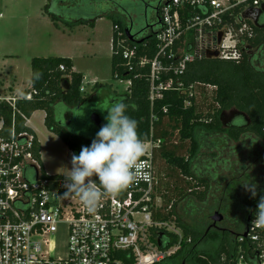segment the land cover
<instances>
[{"label": "trees", "instance_id": "1", "mask_svg": "<svg viewBox=\"0 0 264 264\" xmlns=\"http://www.w3.org/2000/svg\"><path fill=\"white\" fill-rule=\"evenodd\" d=\"M90 3L89 0H83L79 5L83 8V14L91 10ZM45 9L47 10V5ZM51 18L55 21L54 16ZM92 20L68 25H93L94 22H90ZM226 23L234 28L240 26L236 17L227 18ZM113 24L112 75L114 79L130 81L125 101L128 105L127 114L137 121V133L143 141L152 136L154 140L161 142L154 150L158 185L152 200L154 204L158 197L161 204L151 208V219L152 222L161 224L175 222L182 231V238L178 241L176 234L169 233L162 227L150 229L154 231L152 240L158 250L167 251L177 243L180 245L179 250L165 262L154 264H173L177 260L180 263L191 250L189 239L198 241L204 238V231L199 228H206L209 214H200V211H219L225 218L236 216L239 222L237 228H242L250 210H256L259 199L264 196V175L250 181L256 184L255 196L245 189L243 183L247 182L241 181V177H232L230 181L226 176L221 177L222 171L231 172L233 168L229 155L239 153L236 143L246 145L260 142V149L264 151V72L255 64V56L251 54L254 50L264 53V26L256 27L247 22L253 30V36L240 37L237 44L240 52L238 60L197 56L188 65L182 81L187 86L194 84L196 94L190 99L191 105H185L187 96L172 91L151 106L148 82L145 77L139 78L141 70L133 71L135 73L128 70L126 61L121 56V45L144 53L143 45L146 43L149 48L147 54L152 57L154 39L152 37L141 44L123 41L119 35V22L113 20ZM83 81V74L73 70L70 58H33L30 88L22 98L16 100L15 113L6 100L0 99V117L4 122L0 138H7L14 120L16 134H27L32 138L33 160L43 169L39 140L24 119H29L34 112L40 110L45 112L44 124L48 131L58 136L72 153H78L82 145L87 146L90 142L67 130L65 123L60 120L58 109L60 105L78 107L89 98L81 91ZM63 86L66 93L63 92ZM100 87L110 88L107 84L96 83L94 89ZM27 95H30L29 99L26 98ZM163 106L167 108L166 113L162 110ZM231 111L244 113L250 119V126H227L223 119ZM250 144L248 147H251ZM255 152L260 153L258 149ZM225 155L228 157L225 158ZM236 164L238 173L246 169L239 163ZM49 177L64 179L63 176ZM184 202L187 204V208L183 209L184 216H191L188 209L192 208L193 215L198 219L194 226L184 223L183 216L177 211V206ZM163 235L165 239H162ZM208 237L215 244L209 252L197 255L194 264H230V249L237 244V240L225 238L218 241L216 235ZM122 259L125 264H136L132 253L129 257L123 254Z\"/></svg>", "mask_w": 264, "mask_h": 264}, {"label": "built area", "instance_id": "2", "mask_svg": "<svg viewBox=\"0 0 264 264\" xmlns=\"http://www.w3.org/2000/svg\"><path fill=\"white\" fill-rule=\"evenodd\" d=\"M263 4L264 0L165 2L161 25L153 36L152 57L147 54L146 43L144 53L121 45L128 70H141L139 78L148 82L151 106L172 91L187 96L185 105H191L190 99L196 94L194 84L187 86L182 81L188 65L208 52L221 59L238 60L240 37L253 36L248 21L241 18ZM234 17L238 28L226 23L227 18ZM17 99H4L14 113ZM162 110L167 112L165 106ZM3 124L0 117V130ZM31 141L27 134H16L14 120L7 138H0V264H125L122 255L129 257L131 253L139 257L140 264L163 260L166 251L152 254L145 242L152 227L163 225L151 219V208L160 205L158 197L152 203L158 185L154 150L160 140L151 136L144 141V153L133 167V180L116 194H103L91 211L78 198L63 197L64 179L49 177L33 160ZM29 162L40 166L39 178ZM26 168L33 170V181L26 179ZM253 220L254 215L238 235L230 264H264V226ZM60 226L67 231L66 252L55 257L52 249Z\"/></svg>", "mask_w": 264, "mask_h": 264}, {"label": "rangeland", "instance_id": "3", "mask_svg": "<svg viewBox=\"0 0 264 264\" xmlns=\"http://www.w3.org/2000/svg\"><path fill=\"white\" fill-rule=\"evenodd\" d=\"M46 4L47 0H0V72L15 75L20 88L27 91L31 80L33 58H70L73 62V69L84 76L83 94L89 98L75 108L60 105L58 115L71 134L91 142L96 131L105 123L103 117L107 113L103 109L109 107L112 101L121 99V96L126 98L129 87V81L114 79L112 75L113 20L103 17L96 20L93 25L87 23L71 26L60 22L56 17L53 21L51 16L55 10H46ZM64 16L67 19H74L77 14ZM258 67L264 69V61ZM96 83L107 84L110 88L94 89ZM4 94L12 98L9 96L8 89L2 90L0 87V97H5ZM20 96L18 95V98L23 97L22 94ZM67 113L72 114L71 120ZM93 113L100 116V125L91 124L90 116ZM44 114V111H36L32 114L29 125L36 133L41 146L40 156L44 172L49 176H62L59 169L71 167L70 160L73 153L58 136L48 131L44 124ZM67 120L70 122L67 123ZM249 144H235L239 153L229 155V162L233 168L231 172L222 171L221 177L226 176L229 181L232 177L236 176L237 179L241 177V181L248 183L264 175V151L258 148L260 153H250ZM227 157L225 155V158ZM235 163H239L246 169L241 170V174L238 173L239 168ZM26 169V179L33 181L35 177L33 170ZM157 203L161 204V201L158 200ZM186 205V202L180 203L177 211L181 217L183 216L184 223L194 226L198 219L194 220L192 208L188 209L192 215L184 216L183 209L187 208ZM199 213L212 214V212L208 213V210H202ZM161 227L169 233L176 234L178 241L181 240L182 231L175 222L164 223ZM64 228L60 226L54 238L52 254L55 257L65 256L67 231ZM153 232L148 231L145 242L149 251L156 255L160 254V250L156 248L152 240ZM179 248L178 243L172 246L164 253L163 260L176 253ZM135 262L140 264L138 256Z\"/></svg>", "mask_w": 264, "mask_h": 264}, {"label": "clouds", "instance_id": "4", "mask_svg": "<svg viewBox=\"0 0 264 264\" xmlns=\"http://www.w3.org/2000/svg\"><path fill=\"white\" fill-rule=\"evenodd\" d=\"M128 105L114 100L106 109L103 123L87 146L71 155V167L59 169L64 178L63 197L78 198L87 210L94 209L103 194H116L134 178L133 167L144 153L137 121L127 114ZM256 195L255 183H243ZM103 189V192L100 191ZM254 223L264 226V196L254 212Z\"/></svg>", "mask_w": 264, "mask_h": 264}, {"label": "flooded vegetation", "instance_id": "5", "mask_svg": "<svg viewBox=\"0 0 264 264\" xmlns=\"http://www.w3.org/2000/svg\"><path fill=\"white\" fill-rule=\"evenodd\" d=\"M82 1L83 0H47L46 5L48 10H55L54 14H52L51 12L50 14H52L57 18V20L65 24H74L92 19L93 20L90 22L95 23L96 20L103 17L117 20L119 22V35L123 38V41L141 44L151 39L160 27L161 7L165 2L169 0H89L91 2V10L86 14H83V8L79 6ZM255 11L257 10H252L251 12H249L248 16L255 13ZM73 14H77V17L74 19H67V17L64 16H71ZM78 14L80 15L78 16ZM257 23L261 26H264V11L260 12ZM251 54L255 56L254 61L257 66H259L260 63L264 61L263 52L254 50ZM262 70L264 72V69ZM120 100H123L125 102L126 98L121 96ZM67 115L71 120L72 114L67 113ZM231 115L232 114H225L224 116L223 122L227 126L239 125L240 127L246 128L250 126L251 122L247 116H238L236 118H233ZM69 122L70 121L67 120V123ZM250 145L252 147L251 148L249 146V148H251L250 151L254 150L255 152L256 149L262 148L260 142H255ZM214 213L215 211H213L212 214L209 215L206 228H199L201 230L203 229L204 238L198 241L189 239L191 250L186 254V256H184V260H182L180 263L177 260L175 261V263L173 262V264H194L197 255L209 252V250L212 249V245L215 244L214 241L209 239V235H216L218 241H223L225 238L236 241L238 235L241 234V232H243V230L248 225L246 220V223L242 226V228H237L239 222L237 221L236 216H231L230 218L224 217L222 222L216 223L214 225L211 219V216ZM194 220H196L195 217ZM161 237H163L162 239H165L164 235ZM235 248L236 243L235 246L230 249V252H232ZM224 256L225 255L223 254L222 259H224ZM161 262H165V260H162Z\"/></svg>", "mask_w": 264, "mask_h": 264}, {"label": "water", "instance_id": "6", "mask_svg": "<svg viewBox=\"0 0 264 264\" xmlns=\"http://www.w3.org/2000/svg\"><path fill=\"white\" fill-rule=\"evenodd\" d=\"M255 10H257V11H255V13H253L250 16H248V13L249 12H247L246 14H244L243 17L241 18V20H243V21H245V20L251 21V23L254 26H256V27H263V26L259 25L257 23V21H258L260 12L261 11H264V4L262 6H260L259 8H256ZM222 38H223V34H221V36H220V41L222 40ZM205 58H207V59H218L219 57L216 54H212V53L208 52L206 54ZM63 89H64V86H63ZM63 92L66 93V90L64 89ZM229 114H232L231 116L233 118H236L238 116L246 117V115L244 113H241L239 111H231V112H229ZM90 122H91V124H94V125H100L101 124L100 116L97 113L91 114V116H90ZM28 165L32 166L35 169V171H36V178H39L40 171H41L40 166L38 164H36V163H31V162H29ZM254 210H255L254 208L251 209V211H250V213L248 215L247 223H249L251 221V218H252V215H253ZM211 219H212V221H213V223L215 225L216 223L222 222L223 219H224V216L219 211H216L211 216ZM243 236H246V232L243 233ZM159 245H160V242H159Z\"/></svg>", "mask_w": 264, "mask_h": 264}, {"label": "crops", "instance_id": "7", "mask_svg": "<svg viewBox=\"0 0 264 264\" xmlns=\"http://www.w3.org/2000/svg\"><path fill=\"white\" fill-rule=\"evenodd\" d=\"M74 70V69H73ZM75 71V70H74ZM30 84H31V80H30V83H29V88H30ZM0 87L2 90H6L8 89L9 90V96L11 97H15V98H18V95L20 96L22 94L25 93V90L24 89H21L20 88V85L18 84L17 82V79H16V76L15 75H12L11 73L9 72H0ZM28 88V89H29ZM27 89V90H28ZM5 97H0V99H6V98H9L7 97L5 94H4ZM21 97V96H20ZM19 97V98H20ZM35 113V112H34ZM33 113V114H34ZM45 113V112H44ZM44 117H45V114H44ZM31 118V117H30ZM30 118L27 120V126L30 127L29 125V120ZM31 128V127H30ZM32 129V128H31ZM33 130V129H32ZM34 131V130H33ZM41 153V152H40Z\"/></svg>", "mask_w": 264, "mask_h": 264}]
</instances>
